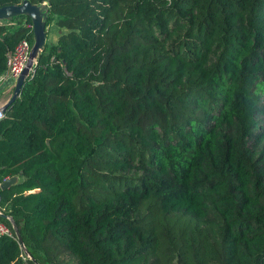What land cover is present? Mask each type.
Returning <instances> with one entry per match:
<instances>
[{"label":"trees","instance_id":"trees-1","mask_svg":"<svg viewBox=\"0 0 264 264\" xmlns=\"http://www.w3.org/2000/svg\"><path fill=\"white\" fill-rule=\"evenodd\" d=\"M27 1L62 30L0 117V264L8 218L35 264H264V0Z\"/></svg>","mask_w":264,"mask_h":264},{"label":"water","instance_id":"water-1","mask_svg":"<svg viewBox=\"0 0 264 264\" xmlns=\"http://www.w3.org/2000/svg\"><path fill=\"white\" fill-rule=\"evenodd\" d=\"M47 4L41 3L37 5L30 4L27 0H22L19 4L5 5L0 7V19H9L16 15H26L29 17L31 22V31L33 35V42L30 46L28 58L25 62L24 67L17 74L14 79L12 91L8 100L1 105V110L4 112L7 110L9 105L16 100L19 95L20 87L25 78L31 72L35 60L41 51L45 41V19H46ZM17 181V176H11L4 179L0 183V189H5ZM15 239L19 246L22 248L23 254L29 258L28 253L23 249L21 238L18 234L15 224L12 219L8 218Z\"/></svg>","mask_w":264,"mask_h":264},{"label":"built area","instance_id":"built-area-1","mask_svg":"<svg viewBox=\"0 0 264 264\" xmlns=\"http://www.w3.org/2000/svg\"><path fill=\"white\" fill-rule=\"evenodd\" d=\"M30 50V45L26 39H21L18 41L11 52L7 53L4 63V71L3 75L0 77L1 80L5 79H14L17 74L24 67L25 62L28 58V53ZM3 111L0 109V117H2ZM0 234L6 236H12V231L5 226L2 222H0ZM27 257L23 254L21 256L22 263L21 264H35L33 262H29Z\"/></svg>","mask_w":264,"mask_h":264},{"label":"crops","instance_id":"crops-1","mask_svg":"<svg viewBox=\"0 0 264 264\" xmlns=\"http://www.w3.org/2000/svg\"><path fill=\"white\" fill-rule=\"evenodd\" d=\"M2 75H3V73H2ZM2 75H0V77ZM14 79L10 78V79L1 80V78H0V108H1V105L3 103H5L8 100V98L10 97L12 87H13V83H14Z\"/></svg>","mask_w":264,"mask_h":264},{"label":"rangeland","instance_id":"rangeland-1","mask_svg":"<svg viewBox=\"0 0 264 264\" xmlns=\"http://www.w3.org/2000/svg\"><path fill=\"white\" fill-rule=\"evenodd\" d=\"M45 26V25H44ZM62 30L60 27L48 24L45 26V41L52 43L55 41L57 34Z\"/></svg>","mask_w":264,"mask_h":264}]
</instances>
